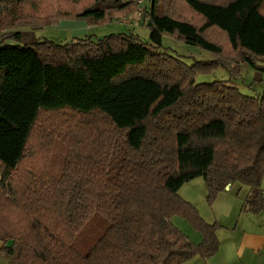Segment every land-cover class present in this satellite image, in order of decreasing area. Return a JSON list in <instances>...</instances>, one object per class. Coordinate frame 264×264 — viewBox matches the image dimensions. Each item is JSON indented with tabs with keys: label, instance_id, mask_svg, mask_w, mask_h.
Segmentation results:
<instances>
[{
	"label": "trees",
	"instance_id": "1",
	"mask_svg": "<svg viewBox=\"0 0 264 264\" xmlns=\"http://www.w3.org/2000/svg\"><path fill=\"white\" fill-rule=\"evenodd\" d=\"M152 0L150 44L133 34L66 44L29 30L136 12L120 0H0V258L7 264H185L214 256L217 224L177 196L202 178L209 202L227 186L264 211V91L196 84L220 65L264 61V0ZM196 14V15H195ZM176 15V14H174ZM186 16V14H185ZM128 20V19H127ZM132 24L130 21L129 25ZM176 35L216 59L188 68L160 51ZM233 71V70H232ZM184 217L194 244L170 219ZM94 220L103 228L87 238Z\"/></svg>",
	"mask_w": 264,
	"mask_h": 264
},
{
	"label": "rangeland",
	"instance_id": "2",
	"mask_svg": "<svg viewBox=\"0 0 264 264\" xmlns=\"http://www.w3.org/2000/svg\"><path fill=\"white\" fill-rule=\"evenodd\" d=\"M121 2H134L137 0H120ZM141 6L148 10L150 8V3L152 0H142ZM168 1V0H165ZM183 8V12L175 11L170 13L175 19L186 20L189 19L187 16H192L194 14L187 5L179 0ZM176 14V15H174ZM186 14V16H185ZM196 15V14H195ZM128 19L132 24L126 25L122 23L123 20ZM68 22H79L84 23L81 20H62L59 21L57 25L45 26L35 30H29L27 28H19L16 31H27L30 32L25 40L38 39V40H48L55 44H66L74 41L78 38H90L92 41L101 40L111 34H133L136 35L140 42L145 44H150L149 28L145 23L143 16H138L137 13L126 17L122 20H114L106 25H95L88 26L86 23V30L82 25L69 24ZM60 23V25H59ZM78 32L74 33L73 29H78ZM15 41L11 39H4L0 35V47L5 45H14ZM161 52L178 59L186 67L191 68L198 63H209L216 59L214 54L211 52L200 49L197 46H192L186 44L183 40L178 38L176 35L164 34L161 37ZM203 70H207L204 74L197 73L195 75L196 84H209L213 82H224L225 84L235 88L238 92L244 96L259 98L264 91V61H258L256 67L253 68L248 64L232 65L230 68H223L222 66H211L207 68L202 67ZM233 70V71H232ZM264 180V178H263ZM261 184V188L264 189V181ZM230 187V185H229ZM226 190V189H225ZM248 190L246 186L240 184H235L232 189V194L236 195L237 199H241L244 195V191ZM264 192V191H263ZM240 195V197L237 196ZM218 195V194H217ZM177 196L194 207L198 215L207 224H217L219 229H221L218 221L216 220L215 213L213 214V202H209V193L206 188L205 182L202 178L194 179L186 184H184L179 191ZM255 215V214H254ZM231 221L239 220V214L235 212L233 217L230 218ZM170 223L182 232L190 242L194 244H199L202 240L199 232L193 230L190 223L181 216L175 215L170 219ZM103 228V223L100 220H94L91 227L88 229L86 235L87 238H91L96 235ZM2 264H7L3 259L0 258Z\"/></svg>",
	"mask_w": 264,
	"mask_h": 264
},
{
	"label": "crops",
	"instance_id": "3",
	"mask_svg": "<svg viewBox=\"0 0 264 264\" xmlns=\"http://www.w3.org/2000/svg\"><path fill=\"white\" fill-rule=\"evenodd\" d=\"M68 23L84 27L73 29L74 33L79 29H87L85 22ZM234 185L220 192L213 203V214H216V220L221 228L216 232L219 241L217 253L206 260L195 257L185 264H264V211L255 215L246 212L244 203L249 190L244 191L242 197L237 194L241 198L237 199L236 195L232 194ZM235 212L239 214V220L233 222L230 218ZM1 246L2 243L0 248Z\"/></svg>",
	"mask_w": 264,
	"mask_h": 264
},
{
	"label": "built area",
	"instance_id": "4",
	"mask_svg": "<svg viewBox=\"0 0 264 264\" xmlns=\"http://www.w3.org/2000/svg\"><path fill=\"white\" fill-rule=\"evenodd\" d=\"M142 0H137L135 5H136V13L137 15L140 17V16H143L146 12V8H143L141 6L142 4ZM122 23L126 24V25H129L130 21H128L127 19L126 20H123Z\"/></svg>",
	"mask_w": 264,
	"mask_h": 264
},
{
	"label": "water",
	"instance_id": "5",
	"mask_svg": "<svg viewBox=\"0 0 264 264\" xmlns=\"http://www.w3.org/2000/svg\"><path fill=\"white\" fill-rule=\"evenodd\" d=\"M228 188H229V186L226 187V189H228Z\"/></svg>",
	"mask_w": 264,
	"mask_h": 264
}]
</instances>
